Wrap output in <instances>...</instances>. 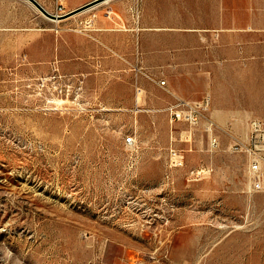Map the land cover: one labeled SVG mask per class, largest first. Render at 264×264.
<instances>
[{
  "label": "rangeland",
  "instance_id": "rangeland-1",
  "mask_svg": "<svg viewBox=\"0 0 264 264\" xmlns=\"http://www.w3.org/2000/svg\"><path fill=\"white\" fill-rule=\"evenodd\" d=\"M197 23L212 61L194 60ZM260 51L264 0H110L60 20L0 0V264H264V188L231 146L259 144ZM208 91L216 147L171 116Z\"/></svg>",
  "mask_w": 264,
  "mask_h": 264
},
{
  "label": "built area",
  "instance_id": "built-area-1",
  "mask_svg": "<svg viewBox=\"0 0 264 264\" xmlns=\"http://www.w3.org/2000/svg\"><path fill=\"white\" fill-rule=\"evenodd\" d=\"M51 2V10H49L45 4L43 5L47 7L49 11L58 15L67 13L72 9L68 6V0H51ZM160 82L166 83V80L162 79ZM211 102L212 96L209 92H206L201 98L196 99L181 97L173 106L171 116L172 120L183 119L195 125H199L200 123L205 124V129L209 132L210 144L216 147L220 144V137L217 132L218 124L211 115ZM249 125L251 137L254 134L259 135V144L255 143L254 148L250 139L245 140L242 136H234V141L231 146L234 150H245L250 153L249 168L251 172V184L255 190H261L264 188V178L262 177L264 170V118H252L249 121ZM135 141L136 138L134 134H129L125 137L126 143L132 144ZM169 155L171 164L174 166L182 165L185 161V153L180 148L172 147Z\"/></svg>",
  "mask_w": 264,
  "mask_h": 264
},
{
  "label": "crops",
  "instance_id": "crops-1",
  "mask_svg": "<svg viewBox=\"0 0 264 264\" xmlns=\"http://www.w3.org/2000/svg\"><path fill=\"white\" fill-rule=\"evenodd\" d=\"M85 1H87V0H77V1H75V3H73V4H70V1L68 0V6H70L71 8H75V7H77V6H79V5H81V4H83V2H85ZM189 28L191 29V30H195L196 31V34H200L201 36V38L202 39H205L206 41V50H207V52H206V54H205V57L203 56V57H197L196 59H194L196 62H200L201 60H206L207 62H209V61H212L213 60V56L211 55V53H210V39H207L210 35H209V33L207 32V31H209V30H212V29H214L211 25H208V24H202V23H197V24H194V25H190L189 26ZM220 34V32H216V36L217 35H219ZM260 40H263V39H260ZM261 43H262V41H261ZM236 45H235V48L238 50L239 49V47H240V45H239V43H235ZM263 51L261 52L260 51V53H259V57H260V59H262L263 58ZM233 59H235V60H240L241 59V55H240V53L239 52H236L235 53V55H232L231 56ZM227 58H230V56L229 57H227ZM208 73L210 72V69H209V66H208V68H207V70H206ZM209 92V91H208ZM210 93V92H209ZM211 94V93H210ZM211 107H212V105H211ZM214 107H215V109H214V113H217V115L219 114L220 116H222L223 117V119H222V121H224L225 120V122H227L229 119H232L231 117H233L234 116V114H236L235 112L236 111H234V110H232V109H229V108H227V109H223V108H221L220 106H218L217 104L216 105H214Z\"/></svg>",
  "mask_w": 264,
  "mask_h": 264
},
{
  "label": "water",
  "instance_id": "water-1",
  "mask_svg": "<svg viewBox=\"0 0 264 264\" xmlns=\"http://www.w3.org/2000/svg\"><path fill=\"white\" fill-rule=\"evenodd\" d=\"M36 6H38L46 15L48 16H53V17H56V16H60V17H65V16H68V15H71L72 13L76 12V11H79L89 5H92L94 3H96L97 1L99 0H88L86 2H84L83 4L71 9L70 11H68L67 13H64V14H60V15H57L56 13H53L51 11H49L39 0H31Z\"/></svg>",
  "mask_w": 264,
  "mask_h": 264
},
{
  "label": "bare ground",
  "instance_id": "bare-ground-1",
  "mask_svg": "<svg viewBox=\"0 0 264 264\" xmlns=\"http://www.w3.org/2000/svg\"><path fill=\"white\" fill-rule=\"evenodd\" d=\"M31 1V0H30ZM108 1H110V0H99V1H97L96 3H94V4H92V5H89V6H87V7H85V8H83V9H81V10H79V11H76V12H74V13H72L71 15H68V16H72V15H74V14H77L78 12H83V11H85V10H88V9H91V8H95V7H97V6H99V5H101V4H103V3H105V2H108ZM33 2L31 1V4H32ZM34 4V3H33ZM35 5V4H34ZM36 6V5H35ZM38 7V6H37ZM39 8V7H38ZM47 8V7H46ZM40 9V8H39ZM41 10V9H40ZM45 14V13H44ZM58 15V14H57ZM60 15V14H59ZM48 16V15H47ZM68 16H65V17H60V16H56V17H51L50 16V18L51 19H54V20H60V19H63V18H67Z\"/></svg>",
  "mask_w": 264,
  "mask_h": 264
}]
</instances>
